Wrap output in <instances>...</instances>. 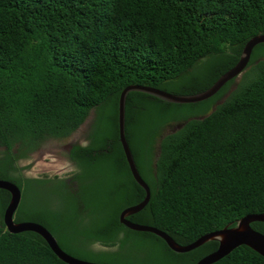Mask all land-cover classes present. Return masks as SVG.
<instances>
[{
  "label": "trees",
  "instance_id": "16d2710c",
  "mask_svg": "<svg viewBox=\"0 0 264 264\" xmlns=\"http://www.w3.org/2000/svg\"><path fill=\"white\" fill-rule=\"evenodd\" d=\"M263 34L264 0H0V179L31 183L10 166L47 140L70 137L94 113L91 144L70 154L79 169L71 183H52L53 203L19 207L15 221L42 224L67 253L100 264H196L214 252L218 241L177 253L120 222L146 197L120 141V95L129 85L205 91ZM248 67L214 110L235 80L193 104L128 94L126 138L151 190L130 221L188 245L264 213V43ZM173 123L181 128L164 135ZM10 197L0 189V264H67L39 234L6 229ZM251 226L264 234V222ZM215 264L264 257L242 246Z\"/></svg>",
  "mask_w": 264,
  "mask_h": 264
},
{
  "label": "water",
  "instance_id": "95a60500",
  "mask_svg": "<svg viewBox=\"0 0 264 264\" xmlns=\"http://www.w3.org/2000/svg\"><path fill=\"white\" fill-rule=\"evenodd\" d=\"M262 43H264V34L253 37L246 44L238 64L224 73L210 88L205 91L191 95H177L150 86L129 85L120 95V141L134 179L146 191V197L142 202L129 206L121 212L120 222L134 231L149 232L161 237L168 244V246L177 253L191 252L207 242L218 241V248L214 252L201 258L196 264H215L242 246L249 247L264 257V234L254 230L251 226L254 222H264V213H250L238 220L235 225H229L223 229L207 233L188 245H181L177 243L168 233L154 226L130 221L128 219L129 216L142 211L148 205L151 199V190L138 170L132 150L126 138V99L130 92L139 91L176 104H193L208 100L215 96L227 83L238 78L247 69L255 47ZM0 189L8 191L11 196L3 213V222L6 229L10 233L18 234L22 232H34L39 234L47 242L55 255L67 264H100L82 260L67 253L61 248L56 237L42 224L32 221L16 222V212L22 200L21 188L12 181L0 179Z\"/></svg>",
  "mask_w": 264,
  "mask_h": 264
},
{
  "label": "rangeland",
  "instance_id": "374dc122",
  "mask_svg": "<svg viewBox=\"0 0 264 264\" xmlns=\"http://www.w3.org/2000/svg\"><path fill=\"white\" fill-rule=\"evenodd\" d=\"M251 67H248L229 87L225 95L217 102L213 107V110L218 106L226 102L230 95L238 88V86L245 79L246 74ZM94 113L92 112L87 122L82 125L75 133L65 139H50L42 143L36 150L29 153L26 157L18 160V166L21 169V176L23 178H47V177H63L67 178L76 169L74 163H72L67 156V147L72 142L85 141L84 136L88 129V125L92 122ZM179 128L176 123L170 124L164 129L163 134H170L177 131ZM158 145H156V153ZM2 151V150H0ZM22 201L20 207L29 208L36 207L44 204H52L53 200L49 193H45L42 188L36 187L34 183H28L23 187Z\"/></svg>",
  "mask_w": 264,
  "mask_h": 264
},
{
  "label": "flooded vegetation",
  "instance_id": "af4514ba",
  "mask_svg": "<svg viewBox=\"0 0 264 264\" xmlns=\"http://www.w3.org/2000/svg\"><path fill=\"white\" fill-rule=\"evenodd\" d=\"M87 122V121H86ZM85 122V123H86ZM93 122V121H92ZM90 123L89 125H88V129H87V131H86V135L84 136V139H85V141H83V142H72V143H70L69 144V146L67 147V156H68V159L72 162V163H74V166H75V171L73 172V173H71V175L69 176V177H65V178H63V177H59V176H55V177H47V178H32V179H30V180H33V181H31L32 183H34V184H36V187L38 186L39 188H42V189H44L45 190V193H49V195L51 196V198L52 199H54V196H53V194H51L50 192H49V187H50V185H52V183H55V182H57L58 180H65V181H67V183L68 184H70L71 183V181H72V178H73V176L75 175V173L76 172H78V166H77V164H76V162L75 161H73L72 159H71V157H70V154H71V152H72V150H73V148L75 147V146H82V147H85V146H89L90 144H91V132H92V125H93V123ZM84 123V124H85ZM83 124V125H84ZM177 127L180 129L181 128V125L179 124V125H177ZM0 150H2V151H0V161H2V160H5L6 159V157H7V155L5 154L6 153V149L5 148H1L0 147ZM19 160V159H18ZM18 160H17V162H16V164L14 165V167L13 168H11V166H10V168H9V171L11 172V173H13L22 183L23 182H25V180H27L28 178H23L22 176H21V169L19 168V166H18ZM17 184V183H16ZM18 185V184H17ZM19 186V185H18ZM25 185H22V187H20L21 188V191L23 192V187H24ZM65 191H69V188H65ZM22 201V200H21ZM42 203H44V204H41V205H46L45 204V202H42ZM20 205H21V203H20ZM20 207V206H19Z\"/></svg>",
  "mask_w": 264,
  "mask_h": 264
}]
</instances>
